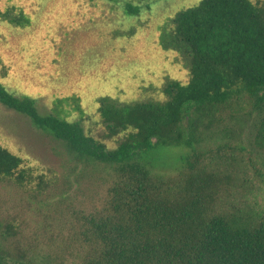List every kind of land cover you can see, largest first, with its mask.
Instances as JSON below:
<instances>
[{
	"label": "trees",
	"instance_id": "16d2710c",
	"mask_svg": "<svg viewBox=\"0 0 264 264\" xmlns=\"http://www.w3.org/2000/svg\"><path fill=\"white\" fill-rule=\"evenodd\" d=\"M128 2L126 13L136 15ZM1 20L30 25L15 8ZM159 31V47L174 54L186 79L165 76L144 88L148 97L98 95L87 115L76 96H57L41 114L35 99L0 83L2 106L65 147L74 174L64 180L67 190L88 176L100 187L97 203L74 210L65 242H43L41 260L30 255L41 249L38 240L24 235L23 244L6 248L17 229L0 223V264H264V212L247 201L254 168L247 147L264 152V0H199ZM173 148L186 155L167 175L152 157ZM3 179L37 180L38 188L48 182L0 146Z\"/></svg>",
	"mask_w": 264,
	"mask_h": 264
},
{
	"label": "rangeland",
	"instance_id": "374dc122",
	"mask_svg": "<svg viewBox=\"0 0 264 264\" xmlns=\"http://www.w3.org/2000/svg\"><path fill=\"white\" fill-rule=\"evenodd\" d=\"M128 1L137 5L136 15L126 13ZM198 2L0 0V83L15 95L35 99L41 114L50 111L57 96H76L87 115L94 111L98 95L123 102L148 97L144 88L160 86L165 76L186 79L182 67L174 63V54L159 47V30L177 11ZM9 8L22 11L30 25L20 28L1 20ZM72 107L65 105L68 111ZM84 127L97 135L92 123L84 121ZM0 146L22 158L34 178L42 176L48 181L46 187L38 188L37 180L23 186L0 180V223L17 229V234L1 242L11 250L15 243L23 244L20 235L31 242L38 240L41 249L30 255L41 260L48 252L43 242L49 236L51 247L65 242L74 210L97 203L100 187L88 176L75 190H67L64 180L73 182V161L62 143L1 104ZM247 150L254 166L248 172L253 191L247 201L264 212V152ZM185 155L179 148L161 149L153 153L152 164L171 175ZM55 253L50 248V254Z\"/></svg>",
	"mask_w": 264,
	"mask_h": 264
}]
</instances>
